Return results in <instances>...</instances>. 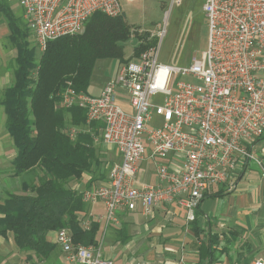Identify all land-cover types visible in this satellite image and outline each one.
<instances>
[{
  "label": "built area",
  "instance_id": "obj_1",
  "mask_svg": "<svg viewBox=\"0 0 264 264\" xmlns=\"http://www.w3.org/2000/svg\"><path fill=\"white\" fill-rule=\"evenodd\" d=\"M22 11L34 46L41 52L58 37L79 33L86 19L100 11L122 13L120 0H12ZM207 38L204 51L187 65L163 64L159 42L141 50L137 60L120 63L113 80L97 96L66 88L63 107L86 110V123H102L101 139L120 159L107 180L82 191L85 203L101 202L93 219L119 226L118 212L150 214L161 202L177 200L192 221L204 193L213 185L232 186L239 161L254 158L251 144L264 132V0H203ZM125 92L131 111L117 103ZM160 94L161 103L154 101ZM153 115L161 123H152ZM70 138L78 129L68 127ZM147 146L157 183L134 184L138 162ZM180 158L178 167L169 154ZM83 226L88 228L89 221ZM55 243L66 259L77 264H113L99 245L73 242L68 228L56 230ZM253 264H264L257 258Z\"/></svg>",
  "mask_w": 264,
  "mask_h": 264
},
{
  "label": "trees",
  "instance_id": "obj_2",
  "mask_svg": "<svg viewBox=\"0 0 264 264\" xmlns=\"http://www.w3.org/2000/svg\"><path fill=\"white\" fill-rule=\"evenodd\" d=\"M0 14L16 47L13 83L1 100L5 127L17 150L15 173L30 175L23 188L28 193L11 194L0 205V235L10 231L20 250L33 251L44 259L54 248L46 235L59 228H68L76 244H96L98 224L91 222L88 229L81 228L78 214L85 211L86 203L82 192L70 184L100 164L91 131L102 124L92 122L90 132L79 131L70 138L68 125L84 124L86 110L61 106L60 95L66 88L86 93L97 59L129 61L124 43L131 36L130 27L122 13L111 17L97 11L86 19L80 33L49 41L36 58L35 46L27 36L29 29L5 0H0ZM142 34L136 33L137 38ZM148 46L138 42L133 55Z\"/></svg>",
  "mask_w": 264,
  "mask_h": 264
},
{
  "label": "crops",
  "instance_id": "obj_3",
  "mask_svg": "<svg viewBox=\"0 0 264 264\" xmlns=\"http://www.w3.org/2000/svg\"><path fill=\"white\" fill-rule=\"evenodd\" d=\"M35 50L38 58L41 51L36 47ZM15 57L16 47L10 39V29L0 14V205L11 194H27L23 188L30 177L28 173H15L13 160L17 150L5 127L6 117L1 104L5 89L13 83ZM125 57L137 60L133 49L132 54ZM100 60L103 59L95 61L86 90L92 96H97L103 86L114 79L120 66L115 58ZM117 103L131 111L127 95L121 89H117ZM156 117L160 120L157 124L161 123V118ZM68 127H74L78 132L91 131L86 121L80 126ZM250 148L254 158L238 162L233 170L232 186L213 185L204 193L192 223L186 219V210L177 200L158 203L148 215L141 212L139 205L133 211H120L117 214L119 226L95 222L93 218L103 212V204L100 201L86 203L85 211L78 214L81 228L88 229L91 222L98 224L96 244L90 245H99L102 256L113 264H253L257 258L264 259V134ZM149 153L147 146L144 159L138 162L136 186L157 183L155 165ZM168 162L172 167H178L181 160L171 153ZM150 164L154 169L151 174L148 172ZM91 174H82L71 187L82 192L107 180H92ZM86 221H89L88 228L83 226ZM55 235L56 230L46 235L54 248L44 259L33 251L20 250L12 233L7 231L0 235V264H77L66 259L55 243ZM180 259L184 262L180 263Z\"/></svg>",
  "mask_w": 264,
  "mask_h": 264
},
{
  "label": "rangeland",
  "instance_id": "obj_4",
  "mask_svg": "<svg viewBox=\"0 0 264 264\" xmlns=\"http://www.w3.org/2000/svg\"><path fill=\"white\" fill-rule=\"evenodd\" d=\"M5 1L15 15L18 16L19 22L22 24L24 20L18 4L12 0ZM202 1L203 0H120V7L125 23L131 30L130 38L124 43L125 55L132 54V49L138 42L149 43L150 46L146 48L154 47L160 39V37H158V32L165 30L161 41L158 43V59L161 63L182 66L187 65L193 56L199 57L201 52L205 49L207 38V27L202 11ZM23 26L26 27V24ZM136 33H143V36L141 35L142 37L139 39ZM27 36L30 45L34 47L31 33H27ZM102 59L103 60H100V62L112 60V58ZM97 68L98 67H96V69ZM161 100L162 97L160 94L154 97V101L157 103H161ZM152 122L157 124L160 120L158 117L154 116ZM91 132H93L92 137L94 146L95 149L98 150V161L100 163L97 168H92L93 172H90L92 173L91 177L93 179L98 178L104 180L107 179L112 164L117 162L118 153L113 146L103 142L100 136L101 128ZM148 172H150V174L154 172L151 164L149 165ZM74 182L76 181H73L70 187ZM178 261L180 263L184 262H181V259Z\"/></svg>",
  "mask_w": 264,
  "mask_h": 264
}]
</instances>
